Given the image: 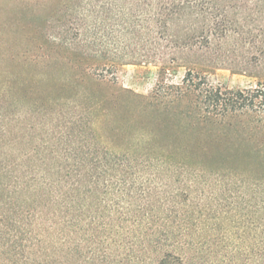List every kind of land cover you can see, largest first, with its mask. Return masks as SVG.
Returning <instances> with one entry per match:
<instances>
[{
    "label": "trees",
    "instance_id": "1",
    "mask_svg": "<svg viewBox=\"0 0 264 264\" xmlns=\"http://www.w3.org/2000/svg\"><path fill=\"white\" fill-rule=\"evenodd\" d=\"M66 6L68 25L45 36L85 53L93 74L103 77L117 64L158 60L149 95L135 96L143 112L159 107L160 121L172 119L187 136L162 142L143 126L120 144L95 120L84 127L69 117L61 126L48 113V121L22 123L26 114L73 105L76 93L49 101L20 95L17 109L0 106V249L10 264H39L47 252L81 264H166L215 246L243 245L253 254L257 231L264 264V177L255 174L264 169V82L208 83L194 66L179 83L172 78L183 50H213L216 61L235 46L264 57V0ZM67 164L94 168L57 167Z\"/></svg>",
    "mask_w": 264,
    "mask_h": 264
},
{
    "label": "rangeland",
    "instance_id": "2",
    "mask_svg": "<svg viewBox=\"0 0 264 264\" xmlns=\"http://www.w3.org/2000/svg\"><path fill=\"white\" fill-rule=\"evenodd\" d=\"M67 1L0 0V106L8 111L17 109L23 103L20 95L27 99L49 101L76 93L73 105L55 106L47 113L41 110L31 117L26 114L22 123L32 119L43 121L47 118L48 121L49 114H52L53 123L58 122L61 126L69 117L82 120L84 127L91 120L98 121L103 132L120 144L129 142L137 129L143 126L156 130L162 142L182 141L187 136L184 129L176 126L172 119L169 123L161 122L159 107H150L143 112L135 96L149 95L156 81L158 60L117 64L114 68H108V72L104 71L107 74L103 77L93 74L90 59L85 53L60 45L45 36L61 24L68 25ZM229 48L228 57L216 61L213 50H205L203 54L200 51H180L172 75L173 82L181 81L188 66L203 69L204 80L208 83L244 88L264 82V57L252 56L247 50L236 49L235 46ZM83 87L91 88L95 94H87ZM9 119H13V116ZM10 128L13 130L12 125ZM24 133L25 136L33 134ZM11 134L16 132L13 130ZM228 135L238 137L236 133ZM193 150L190 148L191 152ZM57 167L82 169L94 168V165L67 164ZM255 174L264 177V169L258 168ZM170 181L173 183L174 179ZM240 229L233 231L240 232ZM258 234L257 231L255 239L250 237L253 254L245 252L243 245L240 250L215 246L213 252L201 254L202 257L193 253L180 254V259H169L166 264H262V245ZM58 257L61 260L57 261L49 252L41 254L39 264H81L67 257ZM12 259L0 249V264H10Z\"/></svg>",
    "mask_w": 264,
    "mask_h": 264
}]
</instances>
